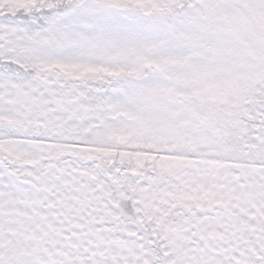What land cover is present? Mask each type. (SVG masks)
Here are the masks:
<instances>
[{
    "label": "snow or ice",
    "instance_id": "1",
    "mask_svg": "<svg viewBox=\"0 0 264 264\" xmlns=\"http://www.w3.org/2000/svg\"><path fill=\"white\" fill-rule=\"evenodd\" d=\"M0 264H264V0H0Z\"/></svg>",
    "mask_w": 264,
    "mask_h": 264
}]
</instances>
